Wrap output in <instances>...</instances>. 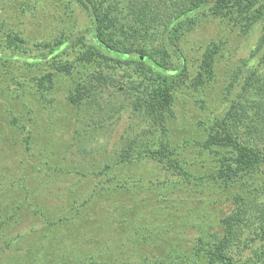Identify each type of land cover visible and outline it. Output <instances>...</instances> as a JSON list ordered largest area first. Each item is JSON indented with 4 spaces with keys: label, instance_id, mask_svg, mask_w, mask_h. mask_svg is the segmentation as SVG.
Here are the masks:
<instances>
[{
    "label": "trees",
    "instance_id": "obj_1",
    "mask_svg": "<svg viewBox=\"0 0 264 264\" xmlns=\"http://www.w3.org/2000/svg\"><path fill=\"white\" fill-rule=\"evenodd\" d=\"M0 1L20 13L0 4V111L9 116L12 142L20 134L27 157L33 141L47 155L35 172L34 194L22 178L23 197L10 205L0 195V244L4 226L27 201L33 205V195L46 224L42 235L64 243L55 257L49 253L34 264H123L120 249L111 250L113 240L133 246L137 259L128 258L130 264H264V0H60L68 17L75 6L82 10L84 24H66V18L55 33L30 38L13 19L30 15L41 25L50 15L41 0ZM212 20L238 35L259 27L250 51L258 58L241 59L231 69L219 90L224 111L183 135L177 98L192 90L193 100L204 102L227 43L225 34L210 38L194 58L183 47L185 37ZM6 99L12 106L18 100L20 112L4 108ZM123 113L127 123L117 128ZM40 117L47 123L36 129ZM27 119H34V139ZM58 124L72 129L63 147ZM42 129L44 136L36 138ZM101 132L112 139L110 150L103 145L108 138L98 139ZM53 173L69 174V191L80 190L73 214L57 213L56 205L43 208L41 194ZM171 199L182 202L168 213L166 206L152 213L147 205ZM218 203L224 210L216 217ZM108 211L93 230L92 222ZM80 219L87 225L74 228ZM184 226L194 234L187 249L171 242L163 255L148 252L146 242ZM120 227L133 228V239L121 240ZM90 239L102 246L97 257L84 255Z\"/></svg>",
    "mask_w": 264,
    "mask_h": 264
},
{
    "label": "rangeland",
    "instance_id": "obj_2",
    "mask_svg": "<svg viewBox=\"0 0 264 264\" xmlns=\"http://www.w3.org/2000/svg\"><path fill=\"white\" fill-rule=\"evenodd\" d=\"M4 3L5 2L0 1V4L3 5L6 10L16 11V13L20 15L17 9L11 8V6H6ZM40 3L44 8L47 9L46 12L50 14L49 19H47L43 23H40L41 25L34 23V19L30 15H26V17L20 16L19 19L21 22L19 20H16L17 18L13 19L17 25L22 24L21 26H25L27 28V31H31L25 32V35H27L28 38H30L34 34L37 36H41L42 34L43 36V34L51 35L55 33L56 29L60 26L59 24H61V20L64 21L66 20V18H69L65 22L66 24H74L73 26L79 27L84 24V20L86 19L85 14L77 6L74 7V17H72L73 13L72 16L68 17V15L64 14V9L62 7L63 2L60 0H41ZM218 24L219 23L217 20L207 21L201 24L187 34V36L185 37V44L183 43V47L187 51H189V54H192V56L195 58L199 54L201 46H203V44L206 43L208 39L217 38L221 35L224 36L225 34L227 40L226 46L224 48V57L219 61H216L215 72L217 83H215V87L207 91V94L204 97V102H199V104H197L193 100L194 96L192 95V90L179 94L177 98L175 111L177 113L178 121L182 123L183 130L181 132L183 133V135L194 132L196 129H198V120H203L207 116H213L216 113L219 114L224 111L227 103H225V101L221 102L219 100V97H221V95H219V90L222 89L223 84L226 82V79H228L231 73V69L237 68V65L240 63L241 59H250V63H254L258 58V55L250 58V51L258 41L260 35L259 27L254 28L247 35H238L237 30L229 32L225 29L224 26ZM59 99H61L60 96ZM5 101L2 100V105L4 106V108L9 107V109H13L15 112H20L17 109L20 107V104H17L19 103L18 100L16 101V104H13L15 108L11 105L12 103L7 101V99ZM32 103H34L33 99ZM56 108L57 111H60V106H57ZM8 117L9 116L7 115V112H5V110L0 111V123L2 127L1 131L3 132V135L0 133V195L3 196V200L6 198L4 202L10 203V205H12L15 199H20L21 197H23V191L20 189L21 184H23L22 178H25L27 185L33 188L31 194H34V177L36 175L35 172L43 167V159L46 154L38 153V151L41 150V145L40 143L34 144L33 141L30 145L32 156L27 157L29 151L24 149L25 144L21 141L20 134L16 133L15 141L12 142L13 137L11 136V133L7 132L9 123ZM127 119V113H123L121 116V121H119V123L116 125L117 128L123 129L127 123ZM25 123L28 125H32L34 139V119H32V122H29L27 119ZM42 123H47V119L40 117L39 120L35 122V128L37 129V126L41 125ZM58 127V134L60 133V136L62 137L59 139L62 140V142L60 143L61 147H63L64 141L71 139L72 129L66 128L65 126L59 124ZM38 131L39 135L35 134V137H43L45 134L43 129ZM97 137H99V140L105 141L108 138V135L106 136L105 132H101L99 135H97ZM107 141L108 142L105 141L103 145L107 150H110L112 147L110 143L112 142V139L109 140L108 138ZM60 143H57L56 147H60ZM70 153L73 154L76 152L73 149L72 151H70ZM67 155L70 154L68 153ZM46 158L47 155L44 161L46 160ZM67 159H69L68 156ZM63 167L68 168L69 164L64 165ZM50 180L51 181L43 187V192L41 194L43 208L45 209L46 207L49 208L56 205L57 213H64L66 215H69L70 212L73 214L75 211L72 207V204L74 205L73 201L80 200L81 195L74 194L80 192V190L74 191L73 193L69 191V183L70 181H72L70 179V175L65 174L59 177V174L53 173ZM38 186L43 185L42 183H40L38 184ZM151 194L154 196V193ZM32 196L29 195V201L30 203H33V205L28 207L27 205H29V203L27 200H25V202L27 201V205L25 204L21 210H17L13 214L15 217H18L16 219L17 221L15 220L11 223L10 220V223L8 222V224L3 228V240L0 244V264H34V258L38 259V257H45L47 259L49 253L50 255L52 254V257H55L57 255L55 254V252L58 251V247H63L64 243L62 244L60 242V238L56 237L54 234H52V236L48 238L42 235V232H44V225L46 224L44 220H42V216L39 215L38 211L36 212V203L38 199L36 196ZM181 198L185 199L186 201L185 195H182V197L180 196V199ZM180 199H171L175 202H173V204L169 203L167 205L166 202H161L160 204V202H155L154 200H152L150 203L148 202L147 205H151L152 213L156 212V206H166V208L164 207L163 210L168 213L169 211L173 210L174 207L177 206V204L182 202L180 201ZM111 202H109V204ZM100 204L105 207L104 210H106V204L104 202ZM112 206L113 205L110 204L109 210L110 208H112ZM86 208L90 209L91 207L88 208L87 206H85L84 209ZM45 210L47 211V209ZM163 210H160V212L162 213ZM223 210V204L218 203L215 206L214 210V212H217L216 217L221 215ZM82 211L83 210H81L80 212ZM88 211L89 210H86L85 213L87 214ZM105 213H101L100 217H96V221L92 222L93 230L97 229V225L101 222L102 219H108L107 217L110 214V211H108L106 214ZM196 216L197 218H199L201 215L198 213ZM88 218L91 219V217ZM82 220L83 219H80L79 224H75L74 228L81 227V224L84 228V226L87 225V222H84ZM109 226L116 228V226L113 224H109ZM126 228L127 229H124L122 227L117 228L119 237H121L120 239H133V228ZM183 228L184 229L180 228L177 233L170 232L168 235H160V237H156L154 238V240L146 242L145 247L147 248L148 252L163 255L165 247L167 249L169 247L168 245H171V242H174L172 246L178 245V248L180 250H185L188 248L187 245H189V243L191 242L194 234L190 233L193 231V229L189 226H184ZM93 241V239H90L89 245L87 244L84 246L86 248L84 255L90 254V256L92 255L93 257H97L96 255H98L102 246L95 245ZM120 242L121 241L118 240H113V244L112 241L109 242L111 250L112 248H114V250L116 251L120 249V252H116V256L124 260L123 264H130L127 263V259L130 257L131 258L129 260L131 262L135 261L137 259V256L134 253L133 246L125 245L123 247H119ZM132 244L135 245V243Z\"/></svg>",
    "mask_w": 264,
    "mask_h": 264
}]
</instances>
